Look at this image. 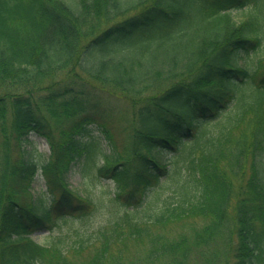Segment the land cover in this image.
<instances>
[{
	"label": "trees",
	"instance_id": "trees-1",
	"mask_svg": "<svg viewBox=\"0 0 264 264\" xmlns=\"http://www.w3.org/2000/svg\"><path fill=\"white\" fill-rule=\"evenodd\" d=\"M263 47L264 0H0V264H264ZM105 95L129 105L124 142ZM75 166L114 183L117 215L41 243L97 207Z\"/></svg>",
	"mask_w": 264,
	"mask_h": 264
},
{
	"label": "rangeland",
	"instance_id": "rangeland-1",
	"mask_svg": "<svg viewBox=\"0 0 264 264\" xmlns=\"http://www.w3.org/2000/svg\"><path fill=\"white\" fill-rule=\"evenodd\" d=\"M235 16L237 19H242L245 15L244 10L234 11ZM261 53H264V47L261 49ZM256 55V54H252ZM252 91H246V93H251ZM246 100L247 97H245ZM105 101L110 102L111 104L115 105L119 109L117 111V115L112 117V125L116 131V138L120 142H124L126 140L127 132L123 129L125 125L129 124L128 118H130V108L126 101L122 99H117L114 96H107L105 95ZM243 100L239 102H234L231 104L229 109L223 114L224 117L230 114H233L235 111L238 110ZM217 123V122H216ZM216 123L211 124L210 127L212 130L217 128ZM118 130V131H117ZM97 130L96 132H98ZM33 141L27 145V149H30L33 146H36L40 151L49 152V145L45 138L37 135H31L30 138ZM186 149L179 151L177 153H170L165 155V159L167 162L171 163V169L174 170L176 167L178 168L180 165L184 164L182 160V153L184 154ZM69 185L76 189L79 193L83 195H89L93 199L96 200L97 207L95 210L91 211L86 216L80 217H73L67 216L64 219L60 220L59 226H57L53 231L44 230L36 232L32 235L34 239L41 243L51 244L53 242H58L59 240L69 241L74 239L73 235H76V231L78 232H91L92 229L97 228L100 225L110 222V220L117 215V210L111 204L110 201V194L111 190L114 186V183L111 180H102L97 181L92 178L85 179L79 166H75L74 169L70 172L68 177ZM170 182H168L169 184ZM46 189L45 180L40 176L38 177L36 184H35V192H40ZM159 187L155 189L154 192L159 191ZM191 222H197V224L201 225L203 221L201 219H189L184 221H179L177 223L171 224L168 227H160L165 233L169 236L177 235L181 230H188ZM145 245L140 244H132L131 248L128 252V255L131 257H139L144 255Z\"/></svg>",
	"mask_w": 264,
	"mask_h": 264
}]
</instances>
